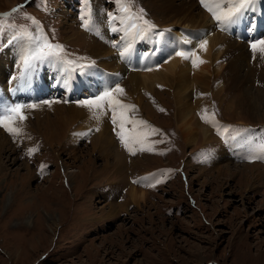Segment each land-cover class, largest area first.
I'll return each mask as SVG.
<instances>
[{"label": "rangeland", "instance_id": "374dc122", "mask_svg": "<svg viewBox=\"0 0 264 264\" xmlns=\"http://www.w3.org/2000/svg\"><path fill=\"white\" fill-rule=\"evenodd\" d=\"M86 1L92 3L95 12H98L95 24H101L104 29L110 24L112 30L120 34L130 30L132 21L127 12H112L105 7V3L110 2L108 6L114 4L119 8L118 0H0V13L23 6L13 17L28 22L24 16V12H27L41 26L46 23L52 27L51 42L63 45L65 58L79 63L81 58H87L85 55L93 46L88 43L92 38L104 41L101 36L98 38L80 29L73 20H76L74 9ZM120 1L124 2L123 6L129 12L143 9L144 19L155 26L179 29L178 26L164 23L159 11H153L146 0ZM81 14L88 16L86 11ZM134 16L132 18L136 19ZM149 16L155 21L149 20ZM139 21L133 20L136 24ZM212 24L215 25L214 22L210 23V29L214 26ZM31 26L35 30L32 22ZM105 33L109 39L108 30ZM146 35L147 43L149 36L146 38ZM1 36L8 38V35ZM129 42L132 50L128 56L136 66V60L143 53L139 52L136 56L135 40L123 39L118 44L123 48ZM148 44L144 53L149 49ZM107 46L112 49L113 57H119L110 42ZM7 54L16 57L12 47L5 51L3 58ZM255 60L249 59L251 63L248 67L252 68L256 63L259 70L264 69L259 59ZM1 62L0 59V71L2 66L8 67ZM98 63L95 60L92 67ZM11 67L12 71L8 67L7 71L11 72L5 75L3 82H7L9 75L18 76L19 69ZM220 79L226 82L221 90L218 88ZM261 80L258 76L250 78L247 87L252 93L264 95ZM129 84L127 79L120 84L124 89L128 87L121 100L126 99L128 104L135 105L128 116L146 121L159 131L147 137L152 151H137L132 155L120 142L116 132L113 133L114 128L107 117L116 152H125L128 157L123 168L114 166L115 161L111 157L101 155L102 144L108 142H99L97 135L100 131L93 127L94 119L87 116L90 115L88 111L79 109L73 122L65 118L62 122L65 133L60 141L55 130L61 128L60 131H63V126L55 115L61 111V114L68 116L65 105L72 103L41 105L40 102L26 101L28 99L21 91L11 94L6 88L9 104L34 103L39 107L24 109L27 119L16 124L24 128L19 137L0 127V134L7 136L11 146V151H3L4 157L0 159V264H264V179L254 182L252 176L246 174L253 171L247 166L258 164L264 169V162L254 159L253 162L239 161L238 156L234 155L221 162L208 161L223 146L221 139L225 127L232 135L237 130L241 132L246 129L249 123L264 125V106H261L258 114L250 113L239 100L243 90L239 91L231 85L230 76L216 77L210 84L212 91L206 92L205 100L197 106V117L201 124L207 126L202 118L207 110L208 114L214 113L221 123L218 129L211 130V137L205 142L198 134L196 143H187L175 120L173 97L164 90H158L155 98L147 102L145 94L142 99L144 88H141L139 95V88L135 89ZM192 97L196 98L197 95ZM261 97L257 95L256 100ZM83 112L87 115H82ZM40 123L42 129H39ZM82 124L86 125V129L74 132ZM27 125L33 129L30 130ZM48 126L55 133L52 136L51 132L45 133ZM131 127V124L127 125V128ZM253 130L264 133V130L250 129L234 137ZM75 135L79 138L74 142L72 136ZM154 141L161 142L152 143ZM92 145H96L97 149L93 150ZM29 148L38 150L30 156ZM110 149L113 150V147ZM207 149H216V152ZM202 151H205L202 158H206L207 163L200 159ZM228 163L233 167L244 165L241 168L243 172L234 171V168L233 174L218 172L220 166ZM69 169H76L73 177L66 174ZM153 171H159L162 175L154 181L155 187L149 186L152 184L145 186V179L156 174ZM141 176L143 178L140 180L144 181L139 183ZM157 180L162 182L157 183ZM130 183H137V187L146 192V200L139 206L129 199ZM116 203L119 206L115 207V211H110Z\"/></svg>", "mask_w": 264, "mask_h": 264}, {"label": "bare ground", "instance_id": "6f19581e", "mask_svg": "<svg viewBox=\"0 0 264 264\" xmlns=\"http://www.w3.org/2000/svg\"><path fill=\"white\" fill-rule=\"evenodd\" d=\"M146 1L148 2L150 8L153 11L155 12L159 11L164 23L165 22L168 23L169 26H178L179 29L176 28L167 29L168 27L164 28V26L160 28L159 25L157 24L155 29H153L148 34L149 37L146 35V38L148 37L147 44L149 43L148 44L149 49L146 52H151L153 54L150 55L147 59H145L144 56V54L146 53L145 52L136 60L135 71H131L129 73L127 77V82L130 83L131 85L130 84L129 85L132 86L133 88L135 89L139 88V95L142 93L140 92L141 88H144L143 90L145 92L142 94V99L144 98V94H145L147 102H149L152 98H155L156 91L158 90L161 91L164 90L173 97V101H175L176 104L175 120L177 122L178 128L181 131L180 133L182 134L184 140L187 143H193V142L196 143V141L199 138L198 134L203 137V141L211 137V132H212L211 130L214 128L212 125L213 123L206 122L205 119L204 121L206 122L207 126L200 123L201 121L199 117H197V114H199L197 113V109H198L197 106L202 101L205 100L204 95H206V92L209 93L212 91L210 89V84L212 80L215 79L216 77H219L221 75L223 76L229 75L231 79V85H233L239 91L243 90V94H240L239 96V100L241 101L242 106L246 105L245 107L246 110L252 114H258L259 112H261V106L262 107L264 106V97H261L263 94L260 92H258L257 94L252 93L249 90V87H247V83L250 81V78H252L253 76H255V78L258 76L262 78L261 81L264 84V69L259 70L258 67L259 65H257L256 63L255 64L253 63L254 67L252 68L248 67L251 63L249 59H251V56L253 55L251 51L248 49V46L245 42L237 41L225 35L223 31L217 30L214 24H212L214 25L213 28L211 27L210 29L209 26L210 23H213V20L206 12V9L201 7L200 4L198 5V0H146ZM160 30H169V31H167L164 37L160 40L158 47L161 49V51H155L157 47L156 45L157 37L155 33ZM210 31H214V33H210ZM101 38L104 40L103 42L95 38H92V40L88 42L91 45H93L89 53L93 57H95L96 61L99 62L100 64L108 68H111L113 70H116L118 72L124 73L125 71L124 65L119 61L117 56L113 57L114 53L112 54L111 51L112 49H110V47L107 46L108 43L106 41L108 38L105 35L101 36ZM201 39H206L208 41L206 50H197V46ZM144 40H145V36H144ZM177 47H182L185 50H189V49L197 50V55L205 62L198 63V66H193L191 60H183L180 57L174 55L172 49ZM138 53L139 51L136 53V56L138 55ZM12 59H14L16 63H18L16 57L11 56L9 54H7V57L2 59L1 63L7 64L8 67L12 66V63L10 62L12 61ZM258 59H259L258 62L261 64V66L262 65L264 66V59L260 58L259 55L257 54V59L255 61H257ZM8 67L2 66V70L0 71V82L4 81L5 75L10 74V72L7 71ZM147 69H151V70L149 71ZM225 83H226L225 81L221 80L220 83L218 84V88L220 90L224 88ZM127 89L128 87L125 88V91ZM257 89L259 90V88ZM194 94L197 95L196 98L192 97ZM257 95L260 96L261 98L256 100ZM153 102L151 101V103ZM65 106H67L66 110L68 109L67 110L68 111L67 114H69L68 116H64L63 114H61V111L59 113L57 111L56 113L57 115H55L57 117V120L60 121L61 124L66 117L67 119L70 118L68 120H71L73 122L75 117L78 116L77 112L79 111V109L86 110L90 114L88 109L79 106V104L74 105V103H72L70 105H65ZM82 115L85 116L87 114L83 112ZM87 116L90 117L91 114ZM106 119H107V115H103L100 117L99 120H94L95 127H97L100 131V133L97 135L99 142L101 144H102L101 141L104 140L108 142V144L105 145L102 144L103 146H102V150H100V153L104 157H108V158L111 157L112 159H114L115 161L114 166L123 168L124 165L126 164L125 162L128 157L125 156V152H121V151L116 152L113 145L114 139L113 136L111 135V127L107 122L108 120ZM47 121L48 120H46V122ZM81 122L82 121H80V123ZM41 125L42 124L40 123L39 129H42ZM28 126L30 125H27V127ZM62 126H63L62 127L63 131H60L61 128L59 130L58 129L55 130L56 134H58L57 138L60 141L63 137V134L65 133V125L62 124ZM82 127H86V125L82 124L81 126H79V128ZM28 128L30 130L33 129L32 127H28ZM49 132H51L50 133L51 136L54 133L53 129H51L50 126L46 127L45 133L49 134ZM26 133L27 132H25V134ZM263 135H264L263 132H257L253 130L246 132L242 135H238L237 137H234V139L232 138L233 140L230 139L232 141L224 140L225 142H227L226 145L223 144V146L220 148V150L217 153L212 154L211 157L208 156L209 157L208 161L212 160L214 162H221L225 158L228 159L230 155L249 156L256 152L264 153V150L261 149V144L264 143ZM6 137L0 134V159L1 157H4V155L2 154L3 151L6 152L11 151V146L9 145L10 143L8 144L9 141H7ZM72 137L75 139L73 140L74 142L76 141L77 138H79L76 135ZM26 143L28 144V142ZM110 147H113V150L110 149ZM92 149L93 150L97 149L96 145H92ZM230 164L228 163L220 167L218 166L219 167L218 172L226 171L227 174H233L234 171L243 172V169L241 168L244 165L241 166L235 165L233 167V165ZM245 166L247 165L245 164ZM247 167L253 169V171L255 170L254 172L252 171L251 173L250 171H248L249 173L246 172V174H250V176H252L251 179H253L254 182L264 179L263 176L264 169H261L260 165L253 164ZM233 168L234 171L232 170ZM75 170L69 169L68 173L66 174H71L70 176L73 177V173L75 172ZM136 184L137 183H134L132 185L131 183L129 184L128 194H129V199L132 200L133 203H135L137 206H139L141 205V203H143L146 200V192L143 189H139ZM117 205H118L117 203L113 204V206H111L110 211H115L116 210L115 207H117Z\"/></svg>", "mask_w": 264, "mask_h": 264}, {"label": "snow or ice", "instance_id": "6c2138e0", "mask_svg": "<svg viewBox=\"0 0 264 264\" xmlns=\"http://www.w3.org/2000/svg\"><path fill=\"white\" fill-rule=\"evenodd\" d=\"M120 0H118V3ZM255 0H200V4L211 13L214 20L221 27V30H227L228 27L238 24L240 19L244 16L246 10H248ZM23 6H17L13 8L10 12L0 13V34L4 33L6 29L16 28V25L8 24L7 21L14 13L20 11ZM124 11H129L127 7H123ZM140 15L138 19L141 21V25L132 23L130 25V30L126 31V35L123 39H127L129 35L132 36H144L148 32L155 29V25L152 24L147 19H144V10H140ZM27 19L31 20L32 25L35 28V34L29 31L27 28H21L13 40L17 38H22L26 41V46L21 50L19 56V75L11 77L12 80H19L25 82L30 80L32 75L36 70L44 64H63L65 65V71H75L79 69L82 73L86 68L92 67L94 62L91 63H78L76 60L66 59L63 55L65 52L64 46L59 43H52L48 35L43 31L42 26L39 21L34 17L26 16ZM83 20V26L85 28L89 27V21L87 19ZM114 19V17H113ZM115 30V29H114ZM169 30H160L155 33L156 39V49L155 51H161L158 47L160 40L164 37L165 32ZM188 43V42H185ZM208 41L206 39H201L197 50H206ZM115 46V45H114ZM132 50L131 42L120 52L121 57H126ZM197 50H185L182 47L173 48L172 51L174 55L180 57L183 60H191L193 66H198V63H204L198 55ZM250 50L252 52L253 58L255 59L257 54L260 58L264 59V38L252 37V42L250 43ZM153 53L146 52L144 54L145 59H147ZM82 60H87V58H81ZM75 66V67H73ZM151 70V69H147ZM125 89L120 86L119 83L113 82L103 85L93 96L80 100L78 102L79 106L84 107L89 110L91 118L94 120H99L101 116L107 115L108 112L111 113V123L114 126V131L119 138L123 146L128 150L129 153L135 155L137 151H152V147L147 141L149 135L156 134L159 130L148 125L146 121L132 119L128 116L130 110L135 109V105L126 104L121 100V97L125 95ZM44 103L51 105L53 101H44ZM39 107L37 104H21V103H10L5 104L0 107V127L5 131L12 134L13 136H18L22 133L23 129L17 127V122H23L27 119L24 109H35ZM107 109V111H106ZM163 111V109H161ZM215 114H208L205 110V114L202 116L206 122L217 123L214 119ZM131 124L132 127L129 129L127 125ZM99 130L98 128L96 129ZM225 131H228V127H225ZM244 131H248L245 129ZM161 141H154L152 143H158ZM261 149L264 150V143L261 144ZM37 148H29L28 155H32L36 152ZM264 158V156H249V160ZM43 165L41 168L43 169ZM162 181L157 180V183ZM150 187H155L154 184L149 185Z\"/></svg>", "mask_w": 264, "mask_h": 264}]
</instances>
